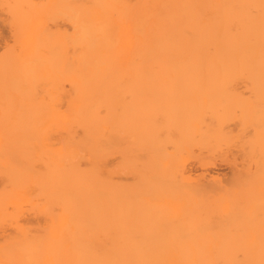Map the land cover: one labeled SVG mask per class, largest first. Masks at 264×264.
Returning a JSON list of instances; mask_svg holds the SVG:
<instances>
[{
	"label": "bare ground",
	"instance_id": "1",
	"mask_svg": "<svg viewBox=\"0 0 264 264\" xmlns=\"http://www.w3.org/2000/svg\"><path fill=\"white\" fill-rule=\"evenodd\" d=\"M252 1L42 0L40 5L36 0L0 1L3 10L8 9L14 41L23 46L0 63V232L6 226L16 231L0 244V264H264L260 241L244 243L236 236L217 245L216 236L207 239L201 230L213 207L207 195L226 190L223 178L212 174V169L226 162L235 170L234 182L242 178L236 159H231L235 156L231 149L237 147L230 148L241 135L200 126L196 117L204 102L178 100L172 92L148 91L198 87L220 78L264 81V12L258 16L238 12V5ZM260 2L263 9L264 0ZM51 9L66 17L72 31H56L70 46L66 61L59 54L61 65L70 70L65 69L69 106L56 119H32L27 117L30 111L35 114L42 107V100L34 103L36 97L27 91L36 81L38 67L48 64L43 69L53 66L55 71L61 62L58 58L60 62L44 63L49 59L41 57L48 48L49 31L45 33L46 25L36 31L43 25L34 24L35 18L44 20ZM40 13L43 17H35ZM33 39L45 48L41 50L39 43L35 47ZM28 43L31 54L26 51ZM53 76L57 80V74ZM125 88L133 91L122 99L119 92ZM52 96L59 99L57 92ZM116 106L130 118L135 140L151 139L161 147L155 159L139 164L137 172L148 180L156 179L153 188L148 186L152 193L109 183ZM53 135L58 143H51ZM249 141L240 143L245 146ZM248 149L244 151L249 153ZM178 166L181 177L196 181V187L174 184L171 178ZM208 177L209 181H202ZM253 185H243L246 193L232 210L242 208L243 212L241 204L247 201L258 205L255 216L233 217L238 224L243 219L249 223L264 220L260 217L264 190ZM231 195L226 191L217 200L226 201ZM24 205L41 214L44 224L20 223L17 210L25 209ZM225 206L229 210L230 205ZM149 209L173 212L139 213ZM226 209L224 213L229 212Z\"/></svg>",
	"mask_w": 264,
	"mask_h": 264
},
{
	"label": "rangeland",
	"instance_id": "2",
	"mask_svg": "<svg viewBox=\"0 0 264 264\" xmlns=\"http://www.w3.org/2000/svg\"><path fill=\"white\" fill-rule=\"evenodd\" d=\"M0 1L2 2V0H0ZM7 1H9V0H7ZM10 1H12V0H10ZM132 1H133L132 3L134 4V0H132ZM10 3H12V2H10ZM36 3H38L40 5V4H42V0H36ZM225 4L226 3H222V6L226 7ZM1 5H0V63L3 62L5 59L7 62V60L10 59V55H15L16 54L15 52H17L18 49L20 51V48L23 47L22 45L20 46V44H17L14 41V37H13V34L11 32L10 24L8 21L10 18L9 17L10 15L9 16L7 15V14H9V13H7L8 9L6 7V9L3 10L4 7L2 8ZM261 5H262V2H260V0H254L251 3L248 2L242 6L238 5V8H239L238 12L241 11V13H243V11H244L247 14H252L253 16L254 15L258 16L259 14L264 12V10H263L264 8L262 9ZM234 7L235 6H233V8ZM241 8L242 9L244 8L246 10H244V9L242 10ZM51 10H52L51 14L49 11H46L45 14H47L46 15L47 17H45V15H43L44 13L43 14L40 13V15L39 14L35 15V17L36 16L40 17L43 15L44 20L38 19V18L37 19L35 18V20H34L35 25L40 24V23H41V25H43L42 28L39 26V28L41 30L39 28H38V30H36L37 29L36 28L35 29L36 31L41 32L42 29L44 28V26L45 25L47 26V29L46 28H44V29H45V33L49 31L48 33L50 35L49 36L50 38L48 37V35H46V38L47 37L48 38L45 40V44L47 41L48 45L50 47L46 44V47H48V48L44 52L42 51L43 52L42 53L40 51L45 48V47H43V45H40V43H39V42H42V40L40 41V38H38V37H37L38 38L37 40H39V42L36 39L35 40L33 39V40L35 41V47L39 43V47L41 49L40 50L38 47L37 49H39V51H37V53L40 52V54L42 53L43 56L44 55L46 56V57L41 56L43 59L46 58V60H47V58H49L48 59L49 61L53 59V61H52L53 63H54V60H56L57 62H60V60H61V62L58 66H60L63 69H60V67H58L54 71L53 70L54 67L50 64H49V66H52V67H48L47 70L45 67L43 69V66L47 67L48 64L47 65H40L41 67H38L39 70H38V73L36 72V76H35L36 81L33 82V84L28 87L27 91H29V92L31 91L30 94L33 93L31 98L36 97V100H35V98H33L35 101L34 103H38V99L42 100V104L40 105L42 107L40 108L41 110L40 109L38 110V113L37 112L35 114L32 113L33 115L31 114V111H30V115H27V117L28 118L33 117L32 119H34V118H38V119L52 118V120H53V118H54L53 116H55V119H56V118H58L60 112L68 111L66 109L69 106L68 105L69 98H67L66 96L69 95L68 92H70V85H69V82H67V80H66V76L68 74L65 72V69L68 70L67 71L68 73L70 72V70H69L68 66H66V68H64L65 66H62L63 65L62 59L64 57H68V54L70 55V49H69V52L66 49V47L69 48L70 46L68 45V42H67L65 37H62V38H64V41L61 38V36L58 37V34L56 33V31L60 30L63 32L64 30H68L67 31L68 34H71L72 31H71L70 23H68V20L66 19V17L65 16L62 17V15H57L53 9H51ZM38 21L40 23H38ZM42 21H44V22H42ZM234 27H236V26H234ZM48 28H49V30H48ZM40 32H38V33H40ZM52 32H54L55 34ZM55 36H56V38H55ZM33 40H31L32 42H29L31 44V46H30L31 48H32L33 43H34ZM52 42H56V43L51 45ZM29 43L26 45L28 46ZM53 45H54V47H53ZM30 47L28 46L29 49L28 50L26 49V51L29 52V50H32V49H30ZM33 49H34V47H33ZM62 49H64V52L62 51ZM19 51H18V53H19ZM21 51H23V50H21ZM62 52L64 55H67V56H64V55L62 56ZM24 54H25V51L23 53V56H24ZM28 54H31V53L29 52ZM40 54H39V56H40ZM59 54H61L62 59L60 58ZM57 55H59V56L55 57ZM36 56H37V54H36ZM41 57H39V59H41ZM48 60L45 61L44 63L45 64H46V62L51 63V61L49 62ZM64 60L66 61L67 58H64ZM0 66H1V64H0ZM50 68H52V69H50ZM53 74L55 77L57 74V80L51 79ZM54 76H53V78H54ZM68 77L69 76H67V78ZM225 79H227V78H220L217 81L201 82V83H199L200 86H198V87H190L189 88L186 86L185 87L184 86H177V87H172V88L171 87H164V88H157V89L156 88H152V89L149 88L148 91L149 90H150L149 92L155 91L156 94L157 93L163 94L164 92H166V93L170 92V94H171V92H172V94H171L172 97L175 96L176 99H178V100L188 101V102H196V101L204 102L205 107L203 108V110H201L200 114L196 117V122L200 126H215L218 129L221 128V130L222 129L223 130H230V131L232 130L233 132L236 133L237 137L241 135L240 136L241 139H237L239 141L238 142L239 144L237 143V140H236V142L234 143L235 146H233L234 144H231L232 146H230V148L237 147V148H233L234 150L231 149V151L233 153H235V156H233V157L231 156V159H233V158H234V160L236 159L235 161L237 163V168L239 169L240 174H242L241 175L242 178L241 179L239 178V180L237 179L234 182L233 175H234L235 170L233 171L234 168L232 169L230 167L231 165L229 166V164L228 165L225 164L226 162L225 163L218 162L217 167L212 169V174H213V172L216 173L215 176L218 173L220 174V177L223 178V181H222L223 184L222 185L226 186L227 188L225 187V189H226L225 192L217 191L218 193L217 192H211L210 195L209 194L207 195L206 199L208 200L210 205L213 207L209 208V211H208L209 213H207V214H209V218H210V220L208 218V220L206 221V223L208 222V224L204 223V225L201 227V230L204 233H207L206 234L207 239L213 240V238L217 237L216 241H218V242H216L214 239V242L217 245H220L221 241H222V244H224L229 240L232 241V240H235L237 238L236 240L240 239L239 240L240 242H243L245 240L244 243H246L248 241H250L252 243H254V242L259 243L258 241H260L259 246L261 245V247L262 246L264 247V243H263L264 242V220H263V222L261 220L260 222L254 221V222L249 223V220L247 221L246 219H243V220H239V224L237 222L238 220H233L234 219L233 217L242 216L245 218L246 216H248V214L251 216H255L254 215L255 214L254 209H256L258 205L253 206V204H249V203H247V201L246 202L244 201L241 204V207L245 208V209H243V212L241 211L242 208L237 209L238 211L232 210L233 207L236 206V204H238V203H240V201H242L241 197L242 198L244 197V194L246 193L245 189L249 188L250 185L255 184L253 182L256 181V184L253 185V187H256V189L259 188V190L260 189L264 190V81H259V80H254V79L253 80L252 79H241V78H240V80H238L239 78H235V79L233 78V80L231 78L227 79V80H225ZM184 83H186V82H184ZM132 91L133 90H131V89L129 90V89L125 88L121 92H119V96L122 99L123 98L126 99L129 97V94H131ZM56 92H57V95L59 98L57 100H56V97L54 99V97L52 96ZM33 95H35V96H33ZM28 96L29 95H27V100L29 99V101H31L30 100L31 98ZM30 103H32V101ZM242 105H243V108L244 107H247V108L242 109ZM250 107H252V109ZM115 109L117 112V117L115 118L114 123H113V126H115L114 138H113L112 144L109 148V174H108L109 175L108 176L109 183L112 186H113V183L114 184H117V183L123 184V186H125V188L126 187L129 188L130 191L139 190V191H146V192L148 191L149 193L150 192L152 193V191H154V190L153 189L149 190L148 186L150 185V187H151L152 184L155 185L157 183L156 179L150 177V179L148 180L149 177L148 178L142 177L140 175V173H137V172H138V170H140L139 164L141 162H143L144 160H149L150 158L155 159V157H156L155 155L159 153V149L161 150V147L160 146L157 147L153 142H151V139H147V140L143 139L140 141L135 140L133 135H132L133 130L131 127H129V126H131L130 120H129L130 118L126 114L124 115L123 112L121 113L119 111L120 110L119 106H116ZM27 113H29V112L27 111ZM56 114H58V115H56ZM25 116H26V114H25ZM256 132L261 134L260 138H259L260 134L258 135V133H256ZM242 136H244V139L242 138ZM55 138H56V140H55ZM245 139H246V141H245ZM249 139H251L252 143H251V141H249ZM57 141H58L57 135H53L51 143H54V144L58 143ZM242 141L243 142L249 141L250 143H247L248 146H247V144H245V146L244 145L242 146L241 145V143L243 144ZM253 141L257 147H255ZM249 144H250V146H249ZM253 146L255 148H253ZM244 147H246V148H244ZM243 148L244 149H247V148L251 149V151L249 149L248 150H249V153L250 152H252V153L249 154L248 151H246V150L244 151ZM244 152H246V153H244ZM239 153H241V154H239ZM248 156H250V157H248ZM135 165H137L138 167L137 166L135 167ZM179 170H181V168L178 166V168L175 169V172L173 174L174 176H172V178H171L173 181H175L174 184L176 183L175 184L176 186H187L190 188H194L197 186L196 181L187 180V179H184L183 177H181V173L179 172ZM199 172L200 171H197L198 174H199ZM256 176L257 177L260 176V178L258 179ZM253 178L255 179V181H252ZM257 179H258V181H257ZM209 180H210V177H208L207 179H203L202 181L206 182ZM194 182H196V183H194ZM248 182H251V183H248ZM147 183H149V184L147 185ZM241 183L243 185H246L245 187H247V188L243 187V185ZM111 185H110V189H111ZM131 187H133V188L137 187L139 189H132ZM240 187H242V189H239ZM151 188H153V187H151ZM234 188L236 190L237 189L238 190L234 191L235 190ZM241 190H243V193ZM226 191L227 192L229 191V194L230 193L232 194L230 196V199H229V196H227L228 200H226L227 202L231 201V203H227L226 201H219L218 202V200L221 199V194L226 193ZM236 192H237V194H236ZM212 193H213V195H212ZM208 196L212 199H208ZM214 198H215V200H214ZM237 199H239V200H237ZM235 202H237V203L235 204ZM225 204L230 205V207L228 206L229 210L226 209ZM214 205H217L218 208L216 206H215L216 207L215 208ZM221 205H223V206H221ZM245 205H247V208ZM23 207L25 209L19 208L17 210L18 214L16 213L17 219H18V221H20V223L30 224L33 226H36L37 224L38 225L44 224V220H43V217L41 216V214L39 215L38 213H36L33 209H31L28 206L25 207V205H24ZM222 208H224V209H222ZM125 209H126V207L124 208V210ZM225 209H226V211H229L227 213H230V214H227L225 212L228 217L230 216L229 218L224 213ZM230 209L234 212L233 214L230 211ZM248 209L252 210V211H248ZM9 210H11L10 212L13 211L12 208H10ZM162 210L166 211V213L168 212V214L173 212L172 209L171 210L149 209L148 211H146V210L139 211V213H142V214L145 213L148 215L155 214V213H164ZM127 211H129V210H127ZM127 211H124L125 215H128ZM221 211H222V214H221ZM250 212H251V214H250ZM252 212H253V215H252ZM132 213H135V212H132ZM223 213H224V215H223ZM240 213H241V215H240ZM20 214H22V215H20ZM212 214L214 217L212 216ZM214 214H216V215H214ZM261 214H263V215H261ZM218 215H220V216H218ZM260 217H264V211L260 212ZM26 221H27V223H26ZM227 221L228 222L230 221L229 224L226 223ZM256 223H257V226H256ZM204 226H206V227H204ZM6 227H5V231L0 232V244L1 245H2V243H4V241L7 239V237H11V236H14V234H16V231L12 226H10V227L6 226ZM247 232H248V234H247ZM230 233H233V234H230ZM237 233H239V234H237ZM240 233L242 234V236H240L241 235ZM209 234L212 236V238H210L211 236L210 237L208 236ZM247 238H249V240ZM224 239L226 240V242H224L225 241ZM260 239H262V240H260ZM262 243H263V245H262Z\"/></svg>",
	"mask_w": 264,
	"mask_h": 264
}]
</instances>
